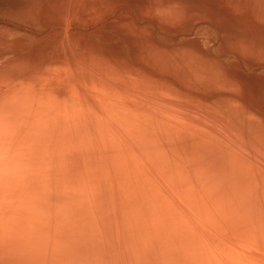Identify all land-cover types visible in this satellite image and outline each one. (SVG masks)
<instances>
[{"label":"bare ground","instance_id":"1","mask_svg":"<svg viewBox=\"0 0 264 264\" xmlns=\"http://www.w3.org/2000/svg\"><path fill=\"white\" fill-rule=\"evenodd\" d=\"M2 73L0 234L38 250L0 264H264V161L216 143L196 100L80 51Z\"/></svg>","mask_w":264,"mask_h":264},{"label":"rangeland","instance_id":"2","mask_svg":"<svg viewBox=\"0 0 264 264\" xmlns=\"http://www.w3.org/2000/svg\"><path fill=\"white\" fill-rule=\"evenodd\" d=\"M78 51L196 100L216 143L264 161V0H0V74Z\"/></svg>","mask_w":264,"mask_h":264},{"label":"clouds","instance_id":"3","mask_svg":"<svg viewBox=\"0 0 264 264\" xmlns=\"http://www.w3.org/2000/svg\"><path fill=\"white\" fill-rule=\"evenodd\" d=\"M22 103L23 101L19 102V104ZM19 104L14 106H19ZM131 211L135 213L136 211H138V209L134 208ZM0 247H3L5 249L13 248L21 255L33 254L38 250L36 242L28 238L26 235L10 236L6 232L0 234ZM21 264H31V262L25 261V262H21Z\"/></svg>","mask_w":264,"mask_h":264}]
</instances>
